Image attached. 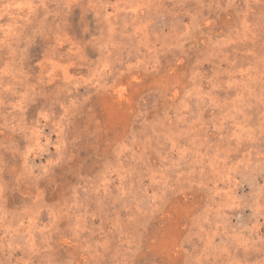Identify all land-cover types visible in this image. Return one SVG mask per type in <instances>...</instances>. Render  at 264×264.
Here are the masks:
<instances>
[{
	"label": "rangeland",
	"instance_id": "1",
	"mask_svg": "<svg viewBox=\"0 0 264 264\" xmlns=\"http://www.w3.org/2000/svg\"><path fill=\"white\" fill-rule=\"evenodd\" d=\"M0 264H264V0H0Z\"/></svg>",
	"mask_w": 264,
	"mask_h": 264
}]
</instances>
